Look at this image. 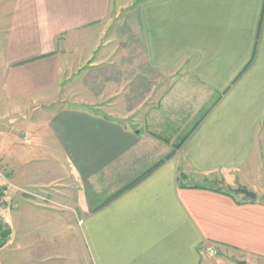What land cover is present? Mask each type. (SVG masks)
Segmentation results:
<instances>
[{"label": "crops", "instance_id": "crops-1", "mask_svg": "<svg viewBox=\"0 0 264 264\" xmlns=\"http://www.w3.org/2000/svg\"><path fill=\"white\" fill-rule=\"evenodd\" d=\"M0 164V264H264V0H0Z\"/></svg>", "mask_w": 264, "mask_h": 264}, {"label": "rangeland", "instance_id": "rangeland-1", "mask_svg": "<svg viewBox=\"0 0 264 264\" xmlns=\"http://www.w3.org/2000/svg\"><path fill=\"white\" fill-rule=\"evenodd\" d=\"M128 12V11H127ZM126 13H122L120 15V19H123ZM119 19H115L112 27L107 30L106 34L103 33L102 30H96L95 32H82L80 34L70 35L67 38L63 39V43L60 47V51L65 54V60L63 69L67 70L64 78L63 84L65 86H69L71 84L72 73L77 72L78 68L83 67L87 63L88 57H90L94 51L100 49L101 46L109 40L112 36H114V32L117 29ZM69 98V97H68ZM70 99V98H69ZM0 173L5 176V178L10 182V186L7 187L4 182H0V227L5 230L4 220L6 219L7 213L10 211V205L7 203L8 196L14 197H29L37 202H51L54 200V193H49L47 191H42L40 189H33L31 195L29 193L21 191H16L13 189V181L11 175L6 171L4 166L0 164ZM222 181H215L218 186L225 191H232L237 189L235 184H239V180L237 178L232 177H220ZM238 186V185H237ZM240 188V187H239ZM14 191V192H13ZM30 192L29 190H26ZM28 194V195H27ZM2 222V223H1ZM0 233V243H3V238Z\"/></svg>", "mask_w": 264, "mask_h": 264}, {"label": "water", "instance_id": "water-1", "mask_svg": "<svg viewBox=\"0 0 264 264\" xmlns=\"http://www.w3.org/2000/svg\"><path fill=\"white\" fill-rule=\"evenodd\" d=\"M232 193L237 194V195H243L251 201H255L257 199V195L254 192L248 191L244 188L234 189L232 190ZM241 264H245V263H241Z\"/></svg>", "mask_w": 264, "mask_h": 264}, {"label": "trees", "instance_id": "trees-1", "mask_svg": "<svg viewBox=\"0 0 264 264\" xmlns=\"http://www.w3.org/2000/svg\"><path fill=\"white\" fill-rule=\"evenodd\" d=\"M182 179L184 180L185 179V176L182 175ZM0 233H1V237L3 238V243H0V247H2L5 243H6V240L7 238L9 237V234L10 232L8 230H3L1 227H0Z\"/></svg>", "mask_w": 264, "mask_h": 264}, {"label": "built area", "instance_id": "built-area-1", "mask_svg": "<svg viewBox=\"0 0 264 264\" xmlns=\"http://www.w3.org/2000/svg\"><path fill=\"white\" fill-rule=\"evenodd\" d=\"M4 182V184L9 187L10 186V182L5 178V176H3L1 173H0V182Z\"/></svg>", "mask_w": 264, "mask_h": 264}]
</instances>
